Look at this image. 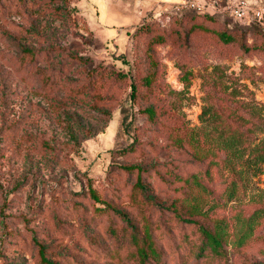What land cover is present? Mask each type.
I'll use <instances>...</instances> for the list:
<instances>
[{
    "label": "rangeland",
    "instance_id": "obj_1",
    "mask_svg": "<svg viewBox=\"0 0 264 264\" xmlns=\"http://www.w3.org/2000/svg\"><path fill=\"white\" fill-rule=\"evenodd\" d=\"M185 1L155 0L156 11L114 39L87 0H0V264H43L42 249L58 264H133L109 229L123 221L104 208L139 222L141 205L130 197L139 171L128 169L135 165L166 203L189 193L182 178L207 169L224 202L200 218L212 232L225 224L215 232L221 254L199 258L201 239L192 232L195 247L173 252L184 237L178 229L160 242L166 264H264V164L254 175L241 161L245 188L228 202L221 173L228 177L229 168L217 163L224 154L186 143L206 126L205 110L224 107L226 116L236 110L246 120L245 160L264 143V29L227 15L211 23ZM220 80L238 90L237 99L214 87Z\"/></svg>",
    "mask_w": 264,
    "mask_h": 264
},
{
    "label": "trees",
    "instance_id": "obj_2",
    "mask_svg": "<svg viewBox=\"0 0 264 264\" xmlns=\"http://www.w3.org/2000/svg\"><path fill=\"white\" fill-rule=\"evenodd\" d=\"M198 15L211 23L218 18L208 14ZM197 29L199 31L203 29V26H197ZM215 34L226 44L236 41V34L234 33L215 32ZM182 70L180 79L189 87L191 75L183 68ZM214 87L218 88L227 100L229 97L234 101L240 94L235 89L229 92L230 87L221 80L215 81ZM135 90L136 88L134 87V93ZM229 110L226 107L223 109L209 108L205 110L202 116L209 115L205 120L206 126L198 130H192L191 136L186 143L196 152L224 154L225 158L217 163L223 164L224 169L228 170L229 168L230 172L228 177H224V173H221V178H224V185H226L225 197H227L228 202H237L240 199L242 190L245 188L242 184L245 173L243 170L237 171V167L242 161V166L254 167V175L261 172V166L264 164V143L257 145L255 149H251L252 158L245 160V154L251 144L249 134L243 131L246 120L243 116L238 115L236 110H231L232 112L226 116V112ZM146 111L149 115H153L151 109ZM229 117H236L238 124L235 126L230 124ZM128 169L139 171L137 182L130 193L131 199L141 205L142 210L139 222L133 220L127 212L116 206L105 204L104 209L112 217L117 216L123 221L124 226L116 227L111 224L109 229L111 235L116 238L118 243L129 247V259L133 264H166L160 242L171 238L178 229L183 230L184 237L173 242V252L185 249L187 246L195 247V243L189 239V234L187 233L192 232L199 234L201 239L200 246L198 242L196 243V249H199V258L206 256V250L221 254L224 241L215 232L224 231L225 224L223 221H219L216 224L217 229L212 232L208 229V226L200 221V218H209L215 211L224 206L221 198L217 197L215 192L209 187V183L213 181L211 171L207 169L204 171L199 170L182 178L181 180L189 188V193L166 203L162 202L152 186L143 180V169L140 166L135 165ZM255 217L254 215L253 218ZM239 245L241 247L245 245L243 240L239 242ZM41 255L43 264H58L45 258L43 249L41 250ZM182 264L185 263L182 261Z\"/></svg>",
    "mask_w": 264,
    "mask_h": 264
},
{
    "label": "crops",
    "instance_id": "obj_3",
    "mask_svg": "<svg viewBox=\"0 0 264 264\" xmlns=\"http://www.w3.org/2000/svg\"><path fill=\"white\" fill-rule=\"evenodd\" d=\"M87 2L97 16L100 29L114 39L124 32L127 34L134 31L142 23L144 15H148L151 9L156 11L155 0H87Z\"/></svg>",
    "mask_w": 264,
    "mask_h": 264
},
{
    "label": "built area",
    "instance_id": "obj_4",
    "mask_svg": "<svg viewBox=\"0 0 264 264\" xmlns=\"http://www.w3.org/2000/svg\"><path fill=\"white\" fill-rule=\"evenodd\" d=\"M183 8L198 14L211 16L227 15L242 25L259 23L264 29V6L249 0H186Z\"/></svg>",
    "mask_w": 264,
    "mask_h": 264
},
{
    "label": "bare ground",
    "instance_id": "obj_5",
    "mask_svg": "<svg viewBox=\"0 0 264 264\" xmlns=\"http://www.w3.org/2000/svg\"><path fill=\"white\" fill-rule=\"evenodd\" d=\"M171 83H172L174 86H176V87L179 86L178 81H177V79H176V74H172V75H171Z\"/></svg>",
    "mask_w": 264,
    "mask_h": 264
}]
</instances>
